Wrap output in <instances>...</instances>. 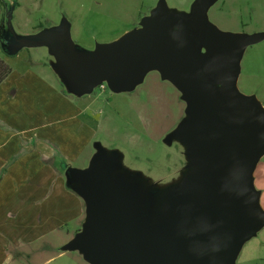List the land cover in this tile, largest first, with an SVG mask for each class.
<instances>
[{"label": "rangeland", "instance_id": "obj_1", "mask_svg": "<svg viewBox=\"0 0 264 264\" xmlns=\"http://www.w3.org/2000/svg\"><path fill=\"white\" fill-rule=\"evenodd\" d=\"M162 24L176 39L184 37L211 88L223 87L229 78V71L222 70L225 59L216 57L214 51L224 54L225 47L233 43L235 51L242 52L237 91L264 107V0H0V59L22 68L29 67L32 59L47 60L62 85L73 89L67 92L85 106L90 99L75 95L78 88L68 78L71 72L60 69L54 45L25 47L19 39L63 35L74 42V53L87 61L98 55L104 44L127 32ZM69 55L62 53L64 66L74 69L77 66ZM34 65L37 68L38 64ZM45 72L52 73L51 69ZM120 76L115 69L103 83L106 89L98 85L93 94H85L98 96L89 109L96 128L92 147L86 152L92 157L67 162L64 175H73L68 185L83 199L88 218L94 213L100 224L119 212L112 221L125 225L118 240V245L127 243L128 250L121 254L125 257L140 246L138 236L146 228L160 227L175 246L199 232L197 217L216 199L225 176L199 155L194 137L184 126L193 124L195 113L199 114L198 125L211 118L219 128L218 135L229 138L230 132L224 117L211 112L215 105L193 91L186 97L161 70H147L134 82L126 80L127 72L125 79ZM99 167L111 182L105 203L94 188ZM253 177L264 210V155ZM99 202L103 208L91 210ZM25 220L30 221L28 225L33 221L26 212L14 218V236L27 229L36 236L47 229L37 223L28 228ZM78 227L72 222L55 233L39 236L27 248L10 245L12 264H100L76 240L81 234L76 232ZM4 240L0 237V245ZM226 253V264H264V223L243 228L228 241Z\"/></svg>", "mask_w": 264, "mask_h": 264}, {"label": "water", "instance_id": "obj_2", "mask_svg": "<svg viewBox=\"0 0 264 264\" xmlns=\"http://www.w3.org/2000/svg\"><path fill=\"white\" fill-rule=\"evenodd\" d=\"M175 37L163 24L157 28H136L104 44L100 53L87 61L71 48L68 55H72L77 66L75 72L72 67L64 66L63 57H58L60 69L71 72L68 78L82 91L101 85L110 79L115 69L124 79L127 72L126 80L130 82L142 78L147 70L159 69L185 91L186 97L193 91L215 105V111L211 112L224 117L226 130L230 132L229 138L218 135L219 128L211 118L198 125L199 114L195 113L193 124L184 126L194 137L199 155L225 176L216 199L208 202L197 217L201 225L199 232L175 246L160 227H149L138 236L140 246L133 249V254L122 257L128 246L127 243L118 245V240L125 225L112 221L119 212L100 224L94 213H89L85 229L76 240L86 246L100 264H226L228 241L243 228L264 223V210L253 177L264 155V107L237 91L238 61L242 52L237 53L233 43L225 47L224 54L214 51L216 57L225 59L222 70L229 71L223 87L215 89L206 84L205 73L190 54L184 37ZM95 172L94 178L98 180L95 192L101 197V203H105L110 193V178L103 167ZM102 208L99 202V206L91 210Z\"/></svg>", "mask_w": 264, "mask_h": 264}, {"label": "crops", "instance_id": "obj_3", "mask_svg": "<svg viewBox=\"0 0 264 264\" xmlns=\"http://www.w3.org/2000/svg\"><path fill=\"white\" fill-rule=\"evenodd\" d=\"M46 37L21 38L18 42L25 47L53 44L57 59L75 46L63 35L52 33ZM6 64L11 72L0 83V237L6 238L0 245V264L13 263L10 245L27 248L39 236L55 233L72 222L79 224L76 232L83 231L87 209L83 199L69 187L67 181L73 175H64V168L67 162L88 156L91 160V152H86L92 147L96 128L89 109L98 100V96H85L93 94V89L82 91L76 85L75 95L82 94L90 101L84 106L78 97H72L69 93L73 89L62 85L47 60L32 59L27 68ZM50 69L52 73L45 72ZM22 212L33 220L30 225L25 220L28 228L37 223L47 229L36 236L32 229L14 236L12 221Z\"/></svg>", "mask_w": 264, "mask_h": 264}, {"label": "trees", "instance_id": "obj_4", "mask_svg": "<svg viewBox=\"0 0 264 264\" xmlns=\"http://www.w3.org/2000/svg\"><path fill=\"white\" fill-rule=\"evenodd\" d=\"M11 68L0 59V83L9 75Z\"/></svg>", "mask_w": 264, "mask_h": 264}, {"label": "built area", "instance_id": "obj_5", "mask_svg": "<svg viewBox=\"0 0 264 264\" xmlns=\"http://www.w3.org/2000/svg\"><path fill=\"white\" fill-rule=\"evenodd\" d=\"M101 87L104 88V85L102 84Z\"/></svg>", "mask_w": 264, "mask_h": 264}]
</instances>
